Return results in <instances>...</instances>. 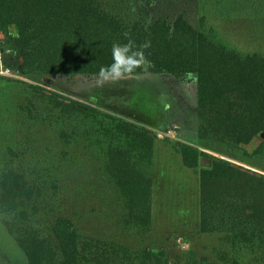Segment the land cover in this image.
Here are the masks:
<instances>
[{"label":"trees","instance_id":"trees-1","mask_svg":"<svg viewBox=\"0 0 264 264\" xmlns=\"http://www.w3.org/2000/svg\"><path fill=\"white\" fill-rule=\"evenodd\" d=\"M101 2L0 0V48L12 40L15 56L9 63L0 56V65L21 79L95 77L101 66L111 63L113 43L150 42L144 51L152 73L195 77L197 141L217 143L264 163L263 52L232 47L214 31L194 27L183 15L172 21L147 19L143 11L127 20L104 9ZM214 3L221 17L241 12L247 20L264 22V0ZM10 80L27 85L38 101V117L16 129L11 144L0 151V230L10 238V244L0 238V264H264V174L183 141L176 142L183 164L197 169L199 180L196 229L219 235L226 246L217 255L218 263L207 257L173 262L164 249L134 248L83 230L60 210L56 199L61 177H67L74 158L65 148L52 150L50 143L37 147L40 138L35 132H52L58 126L57 137L64 147L75 138L87 140L85 151L101 160L120 202L118 223L127 231L146 234L152 221L154 180L149 169L157 134L47 84ZM31 105L24 106L29 114ZM41 113L51 114L54 120L48 122ZM6 121L10 126L12 121Z\"/></svg>","mask_w":264,"mask_h":264},{"label":"rangeland","instance_id":"rangeland-1","mask_svg":"<svg viewBox=\"0 0 264 264\" xmlns=\"http://www.w3.org/2000/svg\"><path fill=\"white\" fill-rule=\"evenodd\" d=\"M216 0H102L104 9L127 20H134L145 11L146 18H166L170 21L183 15L194 27L216 35L228 45L244 52L264 53V22L247 20L245 13H235L232 17H221V9ZM227 11V10H226ZM12 40L1 44L0 56L6 62H13ZM3 76V75H0ZM0 77V151L10 145L13 134L21 126L34 123L38 117V101L27 85L10 79H18L29 84H43L61 94L94 105L103 111L117 114L157 132L176 131L175 137L156 138L153 162L149 173L153 177L154 195L152 201V221L149 233H138L134 229L125 230L118 218L122 214L117 194L109 184L101 167V160L85 151L87 140L76 138L66 147L54 131L35 132L40 138L39 146L52 144L58 152L65 148L74 158V165L67 177H61L59 193L56 197L60 210L71 215L81 224V228L91 235L117 238L134 248L149 247L164 249L171 261L199 260L207 257L218 263L217 255L226 250L219 235L201 234L196 229L200 217L199 180L197 169L184 166L176 142L183 141L200 145V149L215 156L242 165L264 174V163L250 161L241 152L217 143L205 145L197 141V97L194 76L176 78L168 74L149 71L136 78L116 84L97 87L95 77ZM32 114L24 106L31 105ZM40 110L42 104H39ZM27 114V115H26ZM45 120H54L51 114H44ZM2 115H5L3 117ZM26 115V116H24ZM33 115V117H32ZM7 120L12 121L6 126ZM24 119V121H23ZM27 119V120H25ZM28 120H30L28 122ZM22 122H24L22 124ZM56 123V122H54ZM5 126V127H4ZM13 129L10 131V129ZM31 136V138L35 137ZM24 139L23 134H21ZM27 165V160L23 161ZM39 168V167H38ZM33 170L32 167L28 168ZM56 205V203H55ZM1 240L10 244V238L0 230ZM181 238L180 246L177 239ZM219 264V263H218Z\"/></svg>","mask_w":264,"mask_h":264},{"label":"clouds","instance_id":"clouds-1","mask_svg":"<svg viewBox=\"0 0 264 264\" xmlns=\"http://www.w3.org/2000/svg\"><path fill=\"white\" fill-rule=\"evenodd\" d=\"M128 37V33H124ZM150 47V42L137 45L128 39L127 43H113L111 48V63L101 66L95 74L97 87L106 84H116L121 81L136 78L140 74L149 73L152 64L145 55V49Z\"/></svg>","mask_w":264,"mask_h":264},{"label":"built area","instance_id":"built-area-1","mask_svg":"<svg viewBox=\"0 0 264 264\" xmlns=\"http://www.w3.org/2000/svg\"><path fill=\"white\" fill-rule=\"evenodd\" d=\"M0 75L3 76H18L16 73H14L13 71H11L9 68H4L2 65H0ZM176 135V131L173 130H168L166 132H157V136L159 138H164V137H175ZM179 245H182V240L181 238L177 239ZM182 247H185V245H182Z\"/></svg>","mask_w":264,"mask_h":264},{"label":"water","instance_id":"water-1","mask_svg":"<svg viewBox=\"0 0 264 264\" xmlns=\"http://www.w3.org/2000/svg\"><path fill=\"white\" fill-rule=\"evenodd\" d=\"M261 137L264 138V134H262Z\"/></svg>","mask_w":264,"mask_h":264}]
</instances>
